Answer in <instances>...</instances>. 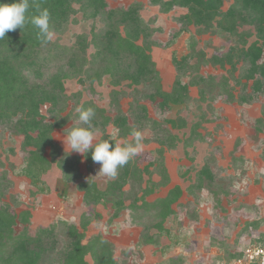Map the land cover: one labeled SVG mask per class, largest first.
<instances>
[{
  "label": "rangeland",
  "instance_id": "rangeland-1",
  "mask_svg": "<svg viewBox=\"0 0 264 264\" xmlns=\"http://www.w3.org/2000/svg\"><path fill=\"white\" fill-rule=\"evenodd\" d=\"M108 2L113 8L138 5L142 20L150 28L147 42L143 35L139 43L146 45L154 71L139 84L130 80L116 84L115 74L103 72L105 63L98 59L79 66L75 74L65 78L62 108L52 111L51 103L40 108L44 121L54 123L64 118L65 122L52 130V144L43 152L50 163L34 182L27 174L24 136L1 124L0 206H11L17 229L26 225L20 220L22 211L28 212L32 231L53 222H74L85 233L82 243L96 236L109 242L118 264H218L230 251L264 238V91L253 90L254 79L246 75L243 62H237L232 70L230 64L221 66L212 60L214 55L223 56L243 45L242 38L219 29L217 21L209 30L185 24L182 17L189 12L187 7L177 5L166 11L151 0ZM234 2L225 0L218 19L224 18ZM72 7L68 23L61 31L53 30L51 42L68 48L64 50L68 57L76 49L79 36L85 34L87 58L91 60L96 53L94 33L105 23L101 16L88 17L78 2ZM252 29V25L243 28ZM256 39L255 35L248 37L246 45ZM60 67L68 68L61 55L41 70L43 77L30 76V83L45 84L43 79ZM92 68L99 71L98 76L91 75ZM222 76L229 79L228 92L218 83ZM213 80L217 84L211 85ZM182 85H187V98L183 97L180 104L171 103L182 95ZM241 95H250V102H242ZM87 103L101 121L93 128L94 144L107 137L132 142L131 131L124 137L120 128L133 125L132 113L141 105L147 107L146 119L159 121V125L148 121L147 126H134L144 135V150L131 160L138 167L135 177L131 174L123 185V206L118 215L114 202L85 203L78 183L94 182L104 191L113 179L98 174L100 165L93 162L91 150L87 154L70 153L63 142L73 128L82 127L75 109ZM159 103L165 104L163 108ZM55 150L58 154L52 160ZM64 157L76 166L73 179L66 178V166L60 164ZM150 162L155 164L147 173L144 167ZM120 173L121 169L118 176ZM176 186L181 194L165 218L159 216V209L140 208L143 202L168 199ZM85 221L86 228L82 226ZM63 229L60 225L59 230ZM147 231L152 235L149 241L144 236ZM58 238L62 244L64 233ZM85 260L96 264L90 251Z\"/></svg>",
  "mask_w": 264,
  "mask_h": 264
},
{
  "label": "trees",
  "instance_id": "trees-1",
  "mask_svg": "<svg viewBox=\"0 0 264 264\" xmlns=\"http://www.w3.org/2000/svg\"><path fill=\"white\" fill-rule=\"evenodd\" d=\"M0 2L11 3L12 0H0ZM74 2L81 4L82 10L88 17L101 16L100 18L105 23L103 29L94 33L93 43L96 46V53L91 60L87 58L89 42L85 34L79 36L76 49L70 52L68 57L64 54L68 50L66 47H60L52 42L42 44L37 39L38 30L31 24L26 25L24 29L17 28L15 31L6 33L5 38L0 40V125L9 126L14 133L24 136L22 151L28 160L26 169L32 182L35 181V176H38L39 172L50 163L43 152L47 145L52 144V130L55 126L65 122L64 118L54 123L44 121L45 117L40 116V108L45 103L53 105L52 111L58 112L62 108L61 106L65 103V94H63L65 78L75 74L79 66L98 59H102L105 63L103 72L115 74L114 83L116 84L124 80L139 84L147 80L154 71L153 61L146 45L139 43L143 35L146 37L144 41L147 40L150 28L142 20L138 5L113 8L110 7L108 0H30L28 15L37 14L38 7L47 8L50 12L52 29L61 31L74 12L72 7ZM151 2L161 4L163 10L166 11L177 5L187 7L189 12L182 17L185 24H195L209 30L216 27L217 21L219 29L241 37L243 45L233 47L223 56L214 55L213 63L221 66L230 64L231 69L235 70L237 62H243L246 75L254 79L253 90L255 92L264 91V0H235L222 19L218 18L222 14L221 7L225 0H151ZM245 25H252V31H244ZM254 35L257 39L247 46V38ZM59 55L64 57L68 66L67 70L60 67L57 73L43 79L45 84H31L30 76L43 77L41 70ZM91 75L98 76L99 71L92 68ZM228 82L229 79L225 76L218 81L225 92H228L230 87ZM210 84H217V80L211 81ZM181 88L184 89L182 95H177L171 103L180 104L183 102V97L187 98V85H182ZM149 97L152 98L151 95ZM240 98L242 102L247 103L251 100L250 95H241ZM171 103L168 102V104ZM159 104V108L165 105L164 103ZM89 105L91 103L84 104L83 108L87 109ZM140 108L132 113L133 125L129 123L121 126L122 136L125 137L128 135L126 132L134 130L136 124L143 127L147 126L148 121H152L153 125H159L156 119H146L148 112L145 105H141ZM19 112L25 113V116H19ZM98 115L96 113L92 120L93 128L101 124ZM82 127L86 125L82 124ZM104 140L117 143L116 140L108 137ZM57 154L58 151L55 150L52 160L56 159ZM71 163L72 161L67 157L60 162L62 166H66L67 179H73L77 174L76 166ZM154 164L150 162L144 167L147 173H150V166ZM126 166L121 168L120 175L111 181L104 191H100L94 182L78 183V189L84 191L85 203L97 204L101 200L114 202L115 215H118L117 212L123 206V185L131 174L135 177L136 167H138L132 161ZM146 192L149 191L146 190ZM180 194L181 188L176 186L168 199L155 203L143 202L140 208L159 209V216L165 218L172 212L170 206ZM218 197L221 200L222 194ZM132 208L135 210L136 206ZM16 217L11 212L10 205L0 206V262L7 264H87L85 256L90 251L96 259V264H118L113 257V248L109 242L101 236H96L86 244L82 243L85 233L80 231L74 222L64 220L53 222L47 227L32 231L28 225L27 211H22L20 214V220L26 224L22 229H17ZM87 224L88 222L85 221L82 226L86 228ZM60 225L64 228L62 232L59 230ZM60 233L65 235L62 244L58 238ZM144 236L146 241L152 237L148 231L144 233ZM238 254L239 251H230L222 259H233Z\"/></svg>",
  "mask_w": 264,
  "mask_h": 264
},
{
  "label": "clouds",
  "instance_id": "clouds-1",
  "mask_svg": "<svg viewBox=\"0 0 264 264\" xmlns=\"http://www.w3.org/2000/svg\"><path fill=\"white\" fill-rule=\"evenodd\" d=\"M30 0H12L11 3L0 2V40L6 33L17 28L24 29L31 24L37 29V39L42 44H48L53 40L54 32L50 24V12L47 8L37 9V14L28 15ZM79 121L86 127H75L67 133L64 142L71 152L87 154L91 150V158L94 163L100 165L98 174L115 179L119 169L127 165L131 160L140 155L144 150V135L139 130H132L130 135L132 142L123 140L111 143L107 140L94 144L96 133L93 131L92 120L95 110L91 107L84 109L77 106Z\"/></svg>",
  "mask_w": 264,
  "mask_h": 264
},
{
  "label": "built area",
  "instance_id": "built-area-1",
  "mask_svg": "<svg viewBox=\"0 0 264 264\" xmlns=\"http://www.w3.org/2000/svg\"><path fill=\"white\" fill-rule=\"evenodd\" d=\"M218 264H264V238L245 245L237 257L221 259Z\"/></svg>",
  "mask_w": 264,
  "mask_h": 264
}]
</instances>
